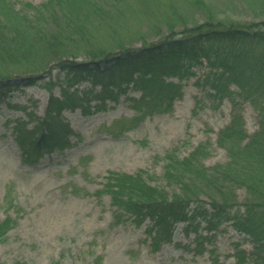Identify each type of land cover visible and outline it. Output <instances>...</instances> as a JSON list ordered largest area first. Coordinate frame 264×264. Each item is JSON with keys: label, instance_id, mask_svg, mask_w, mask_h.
Masks as SVG:
<instances>
[{"label": "rangeland", "instance_id": "obj_1", "mask_svg": "<svg viewBox=\"0 0 264 264\" xmlns=\"http://www.w3.org/2000/svg\"><path fill=\"white\" fill-rule=\"evenodd\" d=\"M6 1L16 13L33 17V7L41 9L49 0ZM147 1L148 6L124 8L116 4L119 0H109L111 6L120 5L116 16L89 28L93 34L91 46L107 50V55L95 61L105 74L113 72L114 58H122L123 51L135 53L159 44L167 48L183 38L187 29L202 25L208 13L226 25L264 27V0ZM170 25L175 26L173 34ZM47 28L53 32L56 26L49 23ZM171 35L174 39L166 40ZM121 40L125 43L122 50L117 47ZM82 62L93 61L83 55L78 60ZM55 65H50L49 74H25L1 82L11 84V91L0 95V222L10 217L15 223L0 241V264H236L238 248L253 256L254 243L237 232L232 223L208 231L201 217L189 227V223H178L172 242L154 252L148 236L151 222L138 226L129 216L118 222L111 197L96 194L103 191L110 172L132 176L143 173L150 186L169 195L179 193V187L166 179L167 157L184 160L204 147L207 154L199 159L206 169L226 166L230 157L218 146L220 132L236 115L242 118L248 138L258 133V103L238 95L212 97L210 77L221 70L203 58L197 62L185 58L165 62L166 66L191 73L182 78L165 76L166 82L180 87V96L169 109L138 104L141 91L132 85L114 89L115 99L101 102V88L82 82L70 90L81 105L54 115L73 132L71 147L45 153L28 163L13 130L21 121L33 131L38 124L29 121L27 114L45 120L51 96L61 98L67 86L66 73ZM30 77L31 84L26 81ZM230 91L239 93L235 86ZM133 119L139 122L120 133L117 123ZM261 187L264 195V183ZM234 194L231 217L244 212L248 197L245 187ZM197 206L213 213L207 197H202L198 205L192 204L188 211L192 213ZM194 228L210 237L203 253L195 252Z\"/></svg>", "mask_w": 264, "mask_h": 264}, {"label": "trees", "instance_id": "obj_2", "mask_svg": "<svg viewBox=\"0 0 264 264\" xmlns=\"http://www.w3.org/2000/svg\"><path fill=\"white\" fill-rule=\"evenodd\" d=\"M108 1L49 0L41 9L33 7L35 15L29 17L16 13L6 0H0V95L6 96L11 91V84L2 85V81L25 74H49L53 62L66 73L67 86L61 98L51 96L46 119L37 120L33 114H27L29 121H36L38 127L27 130L26 123L21 121L14 127L17 144L24 151L26 162L71 147L69 139L73 132L54 115L81 105L82 101L70 93L74 86L82 82L99 86L98 98L103 102L115 99L114 89L118 91L123 85H132L141 91L138 104L169 109L180 96V87L166 82L165 76L182 78L191 73L183 72L180 67L166 66L165 62L170 63L175 58L194 62L207 59L213 68L221 70L210 77V87L214 91L211 96L223 99L238 95L258 103L260 131L248 138L242 118L235 115L217 139L218 146L230 157L224 167L206 169L199 159L207 154L204 147L184 160L168 156L165 175L169 184L179 187L177 194L169 195L150 186L143 173L132 176L110 172L103 191L96 195L111 197L118 222L125 216L138 226L150 221L148 236L154 252L163 244L172 242L178 223H189V227L201 217L206 221L208 231L230 222L237 232L252 240L255 245L253 256H247L238 248L234 256L236 264H264V195L261 187L264 183V27L226 25L208 13L202 25L187 29L183 38L173 40L174 44L167 48L159 44L157 48H145L135 53L123 51L122 58H114L113 72L105 74L95 61L107 55V50H96L91 46L93 34L89 28L94 27V23L104 24L112 20L120 5L133 8L149 4L147 0H119L116 4L120 5L111 6ZM49 23L56 26L53 32L47 28ZM174 29L175 26L169 27L171 34ZM169 39L174 38L171 35L166 38ZM117 47L125 49L123 40ZM82 54L93 62L78 63ZM26 81L31 84L33 78ZM231 86L237 87L239 93L231 92ZM47 88H51L49 84ZM138 122L139 119L118 122L119 132L128 131V125L134 126ZM239 187L246 188L248 197L243 204L244 212L231 217L234 193ZM202 197L210 200L213 213L208 214L203 206L189 212L190 206L198 205ZM14 223L10 217L0 222V241L5 239ZM194 232L197 234L195 252L203 253L210 237L200 235L198 228H194Z\"/></svg>", "mask_w": 264, "mask_h": 264}]
</instances>
